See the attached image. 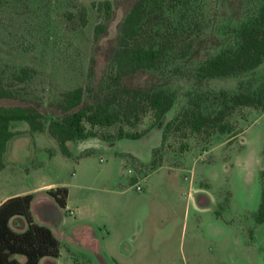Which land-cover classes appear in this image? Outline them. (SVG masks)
<instances>
[{
  "label": "rangeland",
  "instance_id": "1",
  "mask_svg": "<svg viewBox=\"0 0 264 264\" xmlns=\"http://www.w3.org/2000/svg\"><path fill=\"white\" fill-rule=\"evenodd\" d=\"M104 1L0 0V70L4 85L15 94L0 99V106L28 104L46 114L44 130L34 131L31 141L17 138L30 130L26 121L11 122L17 137L5 150L0 199L31 193L36 215L44 185L70 187L72 204L82 205V217L74 219L73 209L59 207L64 219L51 224L64 257L70 253L85 259L88 256L80 249L91 246L118 264H264V221L256 220L264 193V109L235 108L226 117L228 133L170 127L148 164L115 150L147 152L156 142L154 133L150 140L101 139L102 143L69 156L62 154L49 134L47 126L53 119L49 104L61 92L89 83L93 95L109 88L119 25L134 0H109L108 19L97 9ZM263 3L192 0L186 7L163 8L144 18L138 41L162 48L164 56L158 66L131 73L123 84L175 93L172 108L157 124L161 130L197 95L218 90L253 92L264 81V62L253 70L222 77L198 74L207 59L236 45L241 26L258 14ZM83 8L85 25L79 18ZM97 24L106 29L95 37ZM93 56L95 73L89 81ZM22 69L27 76L19 81L16 76ZM151 122L147 114L134 130H146ZM117 126L99 129L96 138L115 134ZM181 145H187V150L181 151ZM163 163L176 179L173 183L153 175L154 189L149 191L145 177ZM135 174L141 190L135 188ZM190 187L206 190L207 209L192 207L187 197ZM37 217L36 223L43 224Z\"/></svg>",
  "mask_w": 264,
  "mask_h": 264
},
{
  "label": "trees",
  "instance_id": "2",
  "mask_svg": "<svg viewBox=\"0 0 264 264\" xmlns=\"http://www.w3.org/2000/svg\"><path fill=\"white\" fill-rule=\"evenodd\" d=\"M192 0H134L119 25L116 51L113 57V74L109 76L108 90L94 95L90 83L84 88L78 86L60 93L52 108L53 119L47 130L57 141L62 154L69 156L68 141L97 137L101 128L117 126L115 134L105 133L102 140L122 138L139 139L156 126L162 117L172 108L175 93L165 88L144 89L123 84L125 77L133 72L152 69L158 66L164 56V50L156 46H147L138 41L144 18L163 8L175 9L186 7ZM99 11H104L108 19L111 15L109 0L97 4ZM82 25L86 24V12L83 8L79 14ZM106 26L94 27L98 37ZM264 62V3L258 14L248 23L243 24L238 32L236 45L222 53L207 59L198 68L201 77H222L236 72H246L257 68ZM95 73V58L90 60L87 78L90 81ZM27 73L17 75L19 81L26 79ZM89 94L88 98L85 97ZM14 92L4 85L3 72L0 70V99H12ZM189 101V106L182 108L171 120L164 124V131L170 127L180 129L189 127L192 133L217 131L231 132L226 120L228 114L237 107L246 106L264 109V81L253 92H234L226 90L207 91ZM149 114L152 122L148 129L137 131L135 126ZM45 112L28 104L0 106V169L3 167V155L9 139L13 136L11 122L26 121L31 131L45 128ZM154 151L156 149H153ZM181 151L187 145H181ZM155 163L151 166L154 168ZM47 194L58 207L64 208L68 195L65 186L53 187ZM32 194L14 195L0 203V264H39L42 257L55 258L59 255L60 244L51 229L34 221L30 205ZM14 216H22L27 227L22 232L14 231L9 221ZM257 222L264 221V193L262 194L256 216ZM21 255L23 261L15 256Z\"/></svg>",
  "mask_w": 264,
  "mask_h": 264
},
{
  "label": "crops",
  "instance_id": "3",
  "mask_svg": "<svg viewBox=\"0 0 264 264\" xmlns=\"http://www.w3.org/2000/svg\"><path fill=\"white\" fill-rule=\"evenodd\" d=\"M158 129L157 132H155V130ZM13 131V136L9 139L7 146H6V150L8 149L10 143L17 137L16 136V132L14 130ZM40 132V131H39ZM37 132L34 131H30L28 130L27 133H24L23 135H19L20 138L19 140L24 139L27 141H31L30 137H33ZM153 134V137L156 138V142L152 143L151 145L148 146V150L147 152H139L138 150H134V149H123L121 147H117L115 152L121 155H127L129 157V159H133L136 161H139L140 163L143 164H148L151 159H152V152L153 149H155L156 147H158L161 144L162 141V130L160 126H154L153 128H151L145 135H143L141 138L137 139V140H144V139H151V136ZM123 139V138H122ZM122 139H117V140H111V143H116L119 142ZM99 138L96 137H89L86 139H81L78 142L75 143H71V141L67 142L69 151L71 153L74 154H79L82 153L86 150H88L89 148L96 146L102 142H100ZM73 145V151L70 148L71 144ZM6 151L5 154L3 155V167L0 169H4L7 166V161L5 160L6 158ZM165 170L167 172H165ZM153 175H158L157 177L160 178H164L166 180H172L174 183V179H176V175L175 173L172 172V170H169L168 168H166V166L163 164H161L159 167H157V169H154L148 176H146V187H148L149 191H153L154 189V184L150 181V178ZM76 177V173L73 174V178ZM58 187V186H56ZM53 188V187H50ZM49 185H44L42 187L41 193V200L39 202L38 205V209H37V214L35 215L32 212V208H33V204L35 201V196L32 194V201H31V205H30V211H31V215L34 219V221L36 222V219L38 218V216H40V218L42 217L41 214L43 215L42 220L44 221L43 224L41 225H45L47 227H49L52 231V233L55 235V237L57 238L58 236L55 234L54 231V227L51 226V224L53 223L54 225L59 223L63 218V216L60 214L59 210H58V206L57 204L54 202V200L47 194V190L50 189ZM68 189V195H67V199H66V206L65 209L67 210H74L75 213V217L74 219H80L83 215V211H82V205L81 204H72V200H71V190L70 187L67 188ZM163 192H166V189L163 187L162 188ZM45 193V195H43ZM17 194H26V192H22V193H15V194H9V195H4L3 197H1L0 199V203L5 200L8 197L17 195ZM187 197L192 205V207L198 211H203L205 209L208 208L209 206V196L206 194V190L204 188H193L190 187L188 189L187 192ZM42 210V213H41ZM72 212V211H71ZM9 225L10 227L16 231V232H22L26 229L27 224L25 219L22 216H14L10 219L9 221ZM89 238H95V237H89ZM90 245H88L89 247ZM81 248V247H80ZM83 252H85L84 254L87 255L88 257H86L85 259L79 260L73 257L72 254H68V257H64V255H62L61 250H60V254L55 257H42L39 260V264H118L117 262L115 263L114 258L107 255V254H101V253H97L95 250L90 248H82L80 249ZM69 251V250H68ZM71 252V251H70ZM18 260L23 261L24 257L21 255H16L15 256ZM73 259V260H72Z\"/></svg>",
  "mask_w": 264,
  "mask_h": 264
},
{
  "label": "built area",
  "instance_id": "4",
  "mask_svg": "<svg viewBox=\"0 0 264 264\" xmlns=\"http://www.w3.org/2000/svg\"><path fill=\"white\" fill-rule=\"evenodd\" d=\"M128 172H132V170H131V169H128ZM134 178H136L135 188H136L137 190H141V189H142V186H141V182H140L139 177L135 174V177H134ZM71 213H72V212H71Z\"/></svg>",
  "mask_w": 264,
  "mask_h": 264
}]
</instances>
